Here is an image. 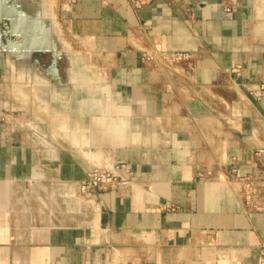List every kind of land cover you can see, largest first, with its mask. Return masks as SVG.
<instances>
[{"label":"crops","instance_id":"obj_1","mask_svg":"<svg viewBox=\"0 0 264 264\" xmlns=\"http://www.w3.org/2000/svg\"><path fill=\"white\" fill-rule=\"evenodd\" d=\"M0 4L92 53L59 98L50 56L0 51V264H258L264 0Z\"/></svg>","mask_w":264,"mask_h":264},{"label":"water","instance_id":"obj_2","mask_svg":"<svg viewBox=\"0 0 264 264\" xmlns=\"http://www.w3.org/2000/svg\"><path fill=\"white\" fill-rule=\"evenodd\" d=\"M51 29L52 28L45 29L42 26L36 24L35 22L30 21L29 19L26 20L22 12H15V14H9L6 6L0 4V51H10L12 53H27L32 57H35L34 59L36 63H39L36 57L48 58V56H50L49 64L46 65L48 69L45 71H48V74L53 75L54 68L58 65V97L60 98L63 96V94H61V89L68 86L67 84H64V80H67L68 83H71L72 81L77 82L86 80L87 77L86 73L82 71V67L75 68L72 63L71 67L73 69H64L62 74L61 69H59L60 60L67 58L71 62V60H74L73 56L76 53L74 51L66 53V51H70L68 49V46L66 45H69L70 47L71 45L73 46V42H71L66 33L62 38V40L64 39L63 42L65 43L66 50L59 51L58 43H56L54 38H52ZM56 29H58V27ZM4 36L6 38H9V40L3 41L2 38ZM14 41H16L18 45L15 46V48H11L10 43ZM68 77L71 79L68 80ZM46 78L47 79H44L42 77L40 78L39 76H34L32 78L33 86L40 89L44 86L46 90L50 88H52L53 90L55 87L54 78ZM110 170L114 171L120 178V175L115 169Z\"/></svg>","mask_w":264,"mask_h":264},{"label":"built area","instance_id":"obj_3","mask_svg":"<svg viewBox=\"0 0 264 264\" xmlns=\"http://www.w3.org/2000/svg\"><path fill=\"white\" fill-rule=\"evenodd\" d=\"M152 0H132L134 5L138 8H142ZM230 10V9H228ZM259 155L264 156V150L259 151ZM118 175L109 169H101L94 172H91L87 178L81 183L80 188L83 192L91 193L95 190L103 191L107 188H110L115 183L119 181ZM253 179L250 177L244 178L243 183L245 185V193L250 198L254 193ZM239 264V263H237ZM258 264H264V250H261L260 258Z\"/></svg>","mask_w":264,"mask_h":264},{"label":"rangeland","instance_id":"obj_4","mask_svg":"<svg viewBox=\"0 0 264 264\" xmlns=\"http://www.w3.org/2000/svg\"><path fill=\"white\" fill-rule=\"evenodd\" d=\"M57 25H55V26H57L58 27V29H55V28H57V27H53L52 29H51V35H52V38H54V33H58V49H59V51H65L66 50V46H68V49L70 50V51H66V53H70V52H72V51H74L76 54H74V56H73V59L74 60H71V62H70V60L69 59H62V60H60V66H59V69H61L62 70V74H63V70L64 69H67V70H70V69H73L72 67H71V63L75 66V68H79V67H88V68H90L91 66H92V61H86V59H90V57L92 58V53H91V51H89V50H86L87 49V47H85V46H82L84 49H82V48H80L78 45H76V44H73V46L71 45V47L69 46V45H66L65 46V43L63 42V40H62V38L64 37V35H65V27H63V25L62 24H60V23H56ZM55 30H56V32H55ZM63 31H64V33H63ZM67 34V33H66ZM68 38L71 40V42L73 41L72 40V38H71V36L68 34ZM3 39V41H5V40H9V38H6L5 36L2 38ZM63 43H64V46H63ZM72 44V43H71ZM63 47H65V48H63ZM81 50H80V49ZM63 49V50H62ZM79 49V50H78ZM82 69V68H81ZM71 74V73H70ZM67 79V78H66ZM69 79H71V78H69L68 77V80ZM47 100H49V99H47Z\"/></svg>","mask_w":264,"mask_h":264},{"label":"bare ground","instance_id":"obj_5","mask_svg":"<svg viewBox=\"0 0 264 264\" xmlns=\"http://www.w3.org/2000/svg\"><path fill=\"white\" fill-rule=\"evenodd\" d=\"M13 43V42H12ZM33 43V42H32ZM18 43L16 41H14V46H11V48H15V46H17Z\"/></svg>","mask_w":264,"mask_h":264}]
</instances>
